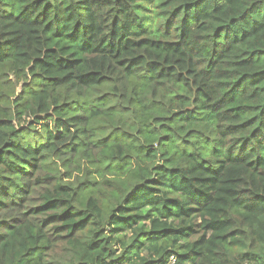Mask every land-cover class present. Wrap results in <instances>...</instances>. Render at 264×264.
Returning a JSON list of instances; mask_svg holds the SVG:
<instances>
[{"label":"trees","instance_id":"1","mask_svg":"<svg viewBox=\"0 0 264 264\" xmlns=\"http://www.w3.org/2000/svg\"><path fill=\"white\" fill-rule=\"evenodd\" d=\"M264 264V0H0V264Z\"/></svg>","mask_w":264,"mask_h":264},{"label":"built area","instance_id":"2","mask_svg":"<svg viewBox=\"0 0 264 264\" xmlns=\"http://www.w3.org/2000/svg\"><path fill=\"white\" fill-rule=\"evenodd\" d=\"M174 263H175V259H174V257H172L171 264H174Z\"/></svg>","mask_w":264,"mask_h":264}]
</instances>
